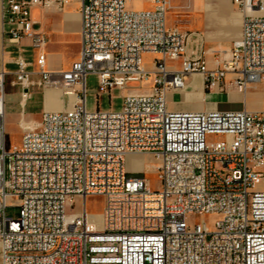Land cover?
<instances>
[{"label":"built area","instance_id":"1","mask_svg":"<svg viewBox=\"0 0 264 264\" xmlns=\"http://www.w3.org/2000/svg\"><path fill=\"white\" fill-rule=\"evenodd\" d=\"M56 1L65 0H0L2 34L17 44L14 69H0V264H264V190L255 189L264 181V0H230L245 10L240 34L213 68L190 49L195 32L167 25L172 0L142 10L126 9L130 0H78L77 57L51 70L31 11ZM198 73L206 89L260 86L261 108L168 109L167 94ZM87 74L96 96L120 91L118 110L86 109ZM7 75L22 106L34 86L74 96L67 109H43L9 151ZM152 98L163 114H152ZM145 154L157 160L156 188L128 175V157ZM88 196L103 199L99 213L87 212ZM7 197L17 200L16 218L4 215ZM75 197L80 210H67Z\"/></svg>","mask_w":264,"mask_h":264},{"label":"crops","instance_id":"2","mask_svg":"<svg viewBox=\"0 0 264 264\" xmlns=\"http://www.w3.org/2000/svg\"><path fill=\"white\" fill-rule=\"evenodd\" d=\"M200 1V0H198ZM216 1V0H213ZM222 1V0H217ZM78 4L73 1L65 0L63 9L60 12L45 10L43 7H35L31 11L32 18L37 21L38 29L43 31L46 36L45 52L47 55V66L51 70L66 69L71 62L76 59L79 48V1ZM198 4V3H197ZM78 5V6H77ZM42 13L41 19L36 18V13ZM242 12L240 10H231L229 8H218L217 4L203 5L198 11L197 25L193 29H187L195 32L192 36L190 49L193 53L203 52L207 68H213L216 65L215 59L222 58L229 52L230 46L234 40L239 37ZM167 22V20H166ZM168 26H171L167 23ZM67 37L71 38V43H77V51L72 50L71 59L67 67L61 66L59 61H54L52 53L60 55L59 52L47 50L49 41L56 40L63 47ZM27 40H22L20 45H27ZM17 44L10 43L2 34V25L0 18V69L3 68L8 72L14 69L12 58L16 52ZM27 56L31 53L27 49ZM150 55V54H145ZM221 63H219L220 65ZM149 68V65L147 66ZM232 74L226 73L225 83L231 79ZM198 85H195L197 84ZM14 87V86H12ZM193 88L199 91V94H193ZM187 88V89H186ZM18 92V89L16 88ZM19 96V94H18ZM168 109L175 111H194V110H238L245 109L256 111L261 108L262 92L260 86L248 90L245 94H239L232 89L218 90L217 88H205L201 74L187 76L184 87L180 90L170 91L167 94ZM3 100V112L7 107ZM19 103V101H18ZM22 106L21 104H19ZM63 110V109H62ZM22 119L18 121L20 125ZM146 155V154H145ZM131 156L128 157V161ZM144 169V168H137Z\"/></svg>","mask_w":264,"mask_h":264},{"label":"rangeland","instance_id":"3","mask_svg":"<svg viewBox=\"0 0 264 264\" xmlns=\"http://www.w3.org/2000/svg\"><path fill=\"white\" fill-rule=\"evenodd\" d=\"M78 4L77 0H70ZM186 0H172L170 7L167 10L166 20L171 26H175L182 29H193L197 25L198 11L203 5L217 4L218 8H229L231 10H239L232 1L222 0H190V6L187 8ZM198 3V4H197ZM63 2H53L49 6L43 7L46 11L60 12L63 9ZM78 6V5H77ZM151 6L150 0H130L126 4L128 10H142ZM42 13L38 11L36 18L41 19ZM55 39V38H54ZM49 41L47 50L51 52H59L60 55L52 53L54 61H59L61 66L67 67V63L71 59L72 50L74 45L71 43V38L67 37L66 43L61 47L56 40ZM77 43L75 44V51H77ZM73 57V54H72ZM152 55H144V63L150 65V59ZM61 68V67H60ZM58 68V69H60ZM11 75L5 77L4 83V104L7 107L4 114V142L5 151H9L12 145L19 143L21 133L27 128L35 127L39 121L42 110H64L71 106L74 96L69 93H64L62 88H41L34 86L31 91L30 97L26 100L23 106H20L18 101L19 96L16 91V87H12L10 84ZM86 82V97L85 105L87 110H93L97 104L100 110H118L121 106V93L119 90L114 89L110 94H100L96 96L97 82L96 76L93 74H87L85 77ZM150 85V80L141 82L140 90H145ZM137 90V88H133ZM96 97H98L96 99ZM98 100V102H96ZM22 119L20 125L18 121ZM208 139H213V136H209ZM128 161V160H127ZM126 161L128 175H140L145 177L152 188H156L158 185L157 173L153 169V166L157 162L151 155H134L131 156L129 162ZM137 168H144V174L131 173ZM264 169V167H263ZM7 177V173H5ZM255 189L264 190V181L258 184ZM81 199L79 197L74 198L73 208L67 207V210L73 209V211H79L81 208ZM86 210L90 213H99L103 206V199L98 196H88L86 201ZM18 204L17 200L12 197H7L6 207L4 209V215L10 218H16L18 216ZM205 221L211 226L216 219L214 215H208L204 217ZM189 222H197L198 217L191 216Z\"/></svg>","mask_w":264,"mask_h":264},{"label":"bare ground","instance_id":"4","mask_svg":"<svg viewBox=\"0 0 264 264\" xmlns=\"http://www.w3.org/2000/svg\"><path fill=\"white\" fill-rule=\"evenodd\" d=\"M240 11L242 12V15L245 13L244 9H240ZM195 85H198V82ZM192 89H193V92H191V93L199 94V91H197L196 88L192 87ZM64 93L70 94V92H64ZM150 108L152 109V114H163L164 110H165V103H159V98H152L150 101ZM32 128H34V127H32ZM32 128H29V129H32Z\"/></svg>","mask_w":264,"mask_h":264}]
</instances>
